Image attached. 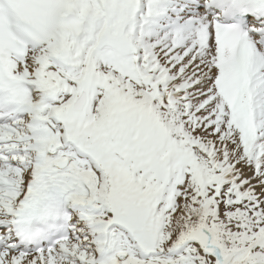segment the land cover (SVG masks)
Wrapping results in <instances>:
<instances>
[{
	"label": "snow or ice",
	"instance_id": "snow-or-ice-1",
	"mask_svg": "<svg viewBox=\"0 0 264 264\" xmlns=\"http://www.w3.org/2000/svg\"><path fill=\"white\" fill-rule=\"evenodd\" d=\"M0 264H264V0H0Z\"/></svg>",
	"mask_w": 264,
	"mask_h": 264
}]
</instances>
